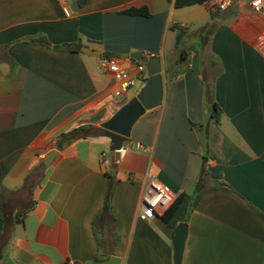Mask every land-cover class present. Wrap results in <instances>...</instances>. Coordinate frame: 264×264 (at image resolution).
Wrapping results in <instances>:
<instances>
[{
	"label": "crops",
	"instance_id": "obj_1",
	"mask_svg": "<svg viewBox=\"0 0 264 264\" xmlns=\"http://www.w3.org/2000/svg\"><path fill=\"white\" fill-rule=\"evenodd\" d=\"M249 1L213 12L207 0H0V264H173L180 222L181 264H264V19ZM138 7L149 15L124 13ZM81 46L116 57L134 85L114 97L101 55ZM135 51L161 58L163 97L112 161L103 124L148 77L119 56ZM79 126L88 135L58 145ZM203 162L185 220L139 218L148 173L177 196L193 191Z\"/></svg>",
	"mask_w": 264,
	"mask_h": 264
},
{
	"label": "water",
	"instance_id": "obj_2",
	"mask_svg": "<svg viewBox=\"0 0 264 264\" xmlns=\"http://www.w3.org/2000/svg\"><path fill=\"white\" fill-rule=\"evenodd\" d=\"M80 51L99 57L100 51L80 47ZM120 57H130L145 63L147 79L129 103L118 110L113 117L103 126V134L109 138L111 160L118 161L121 150L129 146L127 138L131 124L145 110H150L160 105L163 97L162 60L159 56L146 57L141 51L121 53ZM54 154L51 152L44 156L42 164L49 165ZM187 233V225L180 222L173 230L174 259L173 264H181L182 252Z\"/></svg>",
	"mask_w": 264,
	"mask_h": 264
},
{
	"label": "built area",
	"instance_id": "obj_3",
	"mask_svg": "<svg viewBox=\"0 0 264 264\" xmlns=\"http://www.w3.org/2000/svg\"><path fill=\"white\" fill-rule=\"evenodd\" d=\"M232 1L233 0H207L213 12H222L226 10ZM249 5L253 12L259 14L264 19V0H250ZM62 11L67 16L70 13L69 8L66 6L62 7ZM99 63L100 67L109 72L116 82V86L112 92L114 97H121L134 85L135 79L130 72L119 63L116 57L112 55H101ZM144 64L140 65L138 69H146ZM175 197L174 192L168 185L148 173L146 175L139 218L147 220L153 218L155 215L162 214L173 202Z\"/></svg>",
	"mask_w": 264,
	"mask_h": 264
},
{
	"label": "trees",
	"instance_id": "obj_4",
	"mask_svg": "<svg viewBox=\"0 0 264 264\" xmlns=\"http://www.w3.org/2000/svg\"><path fill=\"white\" fill-rule=\"evenodd\" d=\"M204 1L205 0H174V5L176 7H184L195 3H202ZM124 13L130 15H143V16L149 15V11L147 7L129 8L125 10ZM183 37H184V32L183 30H181L177 33L176 36V40H175L176 47H179V44L182 41ZM73 45L74 44L64 43L60 46L72 48ZM180 51L182 52L181 54H183V51L182 50ZM215 64H216L215 61L211 62L212 66H214ZM217 74L218 72L214 75V77ZM204 102L205 105L207 104L211 105V110L209 114L210 118L213 119L215 122H218L221 110L216 104V102L213 101V82L208 81L206 79H204ZM89 128L90 126H79L69 131L60 133L58 135V145L60 146L62 144L72 141L77 137L88 135V132L90 131ZM206 178H208V171L205 168V162H203L193 191L191 193L181 192L180 194H178L174 198L173 202L168 206V208L161 214L162 219L171 228H174L177 222L186 219L187 215L189 214V210H190L189 203H191L192 196L195 192L204 188V181ZM109 192H110V188H108L104 201V211L106 212H110ZM261 214L264 217V213L261 212ZM0 217H1V202H0ZM3 238H4V234L0 236V240H3Z\"/></svg>",
	"mask_w": 264,
	"mask_h": 264
},
{
	"label": "rangeland",
	"instance_id": "obj_5",
	"mask_svg": "<svg viewBox=\"0 0 264 264\" xmlns=\"http://www.w3.org/2000/svg\"><path fill=\"white\" fill-rule=\"evenodd\" d=\"M132 90V89H131Z\"/></svg>",
	"mask_w": 264,
	"mask_h": 264
}]
</instances>
